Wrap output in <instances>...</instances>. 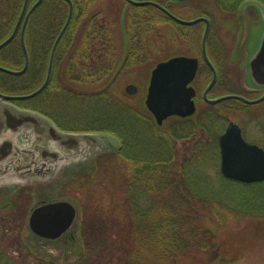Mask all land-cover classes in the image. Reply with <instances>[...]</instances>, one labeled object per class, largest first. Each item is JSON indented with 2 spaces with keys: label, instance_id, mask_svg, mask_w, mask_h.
Segmentation results:
<instances>
[{
  "label": "trees",
  "instance_id": "1",
  "mask_svg": "<svg viewBox=\"0 0 264 264\" xmlns=\"http://www.w3.org/2000/svg\"><path fill=\"white\" fill-rule=\"evenodd\" d=\"M24 1L0 0V42L12 32ZM35 1L28 0V6ZM121 1L130 8L123 5L117 9L110 6L102 9L100 0H72L73 16L56 48L49 83L37 96L17 101L26 103L49 95L48 107L54 116L36 111L48 117L60 130L104 131L120 141L113 154L120 156L124 165L123 199L118 211L113 219L107 216L93 221L92 227H85L81 219L77 220L73 233L77 239L75 245L80 247L75 253H62L57 260L36 252L33 243L39 238L28 230L23 220L14 221L13 224L19 223L17 226L5 228L1 226L0 218V264H178L185 259L202 260L207 252L215 250L213 234L203 224L204 213L208 214L215 202L223 200L224 196L223 190L210 187L209 180L198 172L211 149L210 144L199 138V133L204 135V129L200 125L196 128L189 118L178 117L170 118L174 121L170 127L165 128L166 121L158 126L145 106L144 109L136 107L123 95L115 94L114 89V74L124 61L118 60L115 30L121 31L120 56L127 54L123 63L126 65L137 56L131 49L132 44L137 40L138 45L143 36L134 33V27L151 36V30L165 21L177 23L153 6L139 7ZM215 1L224 9H236L248 1L257 2L264 8V0ZM139 10H146V16H139ZM67 11L68 4L64 0H43L32 13L24 36L29 53L28 68L18 76L1 74L5 79L2 92L25 94L42 84L51 47ZM131 29L133 34L129 35ZM23 63L18 33L0 50V65L20 69ZM83 121L85 131L68 128V125ZM180 144L184 147L178 150ZM210 159L216 158L210 156ZM221 178L224 182L230 181ZM21 191L24 188H14L1 198L0 214L1 209L7 215L16 213L14 199ZM252 199L246 204L252 206ZM240 201L235 203H242ZM122 223L130 225L132 237V245L124 250L113 238L114 234L107 232L118 229ZM93 227L99 231L95 233ZM10 232L16 237V250L2 244ZM117 245L120 248L111 253L117 257L116 262L106 260V252Z\"/></svg>",
  "mask_w": 264,
  "mask_h": 264
},
{
  "label": "rangeland",
  "instance_id": "2",
  "mask_svg": "<svg viewBox=\"0 0 264 264\" xmlns=\"http://www.w3.org/2000/svg\"><path fill=\"white\" fill-rule=\"evenodd\" d=\"M153 1L165 6L168 5L175 15L185 20L207 14L212 16V22L215 25L234 22L231 20V15L228 14L229 11L218 7L215 0H186L181 3L176 0ZM100 3L102 9L109 6L117 9L123 5L125 8H130L123 4L121 0H100ZM244 6L254 7L252 3L244 4ZM145 12L147 11L139 10L137 13L139 16H146ZM251 13L252 11H249L250 15ZM124 18L125 15L122 18L123 26ZM134 28H136L134 33L138 32L139 35L140 33L143 35L140 37L141 41H138V45H136V40L134 41L136 43L132 44L133 47H131L132 51L137 53V56L132 62H130L132 60L130 59L126 65L121 63L114 74L113 81L115 94L123 95L128 102L144 109L151 70L159 61L189 53L185 46L188 42L179 37L180 33L189 29V27L165 21L162 25L151 30V36H148V32H143L137 27ZM226 28L225 26L219 27L223 33L226 32ZM214 29L216 30L218 27H214ZM120 32L119 28L115 30L119 52L118 60L122 61L124 54L120 56L123 47ZM130 34H133L132 29L129 32ZM1 74L5 73L0 72V76ZM128 84L136 86V93L132 95L126 93L125 88ZM49 97L45 94L37 100L26 103L18 102L17 105L21 108L40 110L54 116L48 107ZM64 113L72 115L65 110ZM173 123V119H168L165 122V128L172 126ZM203 124H206V122L203 121ZM68 128L78 131L86 129L84 121L68 125ZM100 133L113 139L114 146L112 148L106 147L99 152H95L92 155L94 157L82 156L65 166L55 165L54 169L47 174L34 172L23 178L8 175L2 179L0 185L1 198L8 195L14 188H24V191L19 193L16 200L14 199L17 208L15 214L7 215V212L1 209V226L4 225L5 228L13 227V225L17 226L19 224L17 220L19 219V221L23 220L29 230L28 217L31 210L44 201L59 200L69 201L76 207L77 217L75 222L81 219L80 222L85 224V227H92L93 221L102 220L107 216L113 219L123 199L124 165L120 156L113 155L116 154V147H119L120 141L112 134L104 131H100ZM200 137L205 140V137L199 133ZM180 147L184 146L180 144L177 149L180 150ZM216 151H218L217 147L209 150L206 155L207 159L200 164L198 171L209 180L210 187L223 190V200L221 198V201L215 202L208 214L204 213L203 224L213 234L215 250L212 253H210L211 251L207 252L202 260L200 258H196V261L185 259L178 264H264V184L244 187L234 181H222L220 159L216 156ZM110 153L111 155H109ZM210 156L216 159L212 161ZM1 198L0 203H2ZM232 198H235V201ZM250 198H253L252 206L246 204ZM239 200L242 203H235ZM14 221L17 222L13 224ZM129 226V224L122 223L118 229L107 231L114 234L113 238L123 250L132 245ZM74 230L73 225V228L67 231L65 237L60 240L43 243L38 239L36 243H33L36 246V252L42 257L49 256L56 260L60 258L62 253H71L72 251V253H75L80 246L75 245L77 239L74 238ZM92 231L97 233L99 229L93 227ZM68 242L69 246L67 245ZM2 244L12 250L18 249L16 237L12 235V232L8 233L7 241ZM118 245L110 249V252H106V260L116 262L117 257L111 253L113 250H118ZM75 246L77 248L73 250ZM69 258H72V256H69Z\"/></svg>",
  "mask_w": 264,
  "mask_h": 264
},
{
  "label": "water",
  "instance_id": "3",
  "mask_svg": "<svg viewBox=\"0 0 264 264\" xmlns=\"http://www.w3.org/2000/svg\"><path fill=\"white\" fill-rule=\"evenodd\" d=\"M42 1L36 0L27 9L28 0H25L13 31L5 40L0 42L1 49L13 40L23 18L20 32L21 47L25 58L23 67L14 70L0 65L1 72L10 75H21L26 71L29 64V54L24 39L25 29L29 17ZM64 1L68 4L67 16L52 45L46 76L42 84L28 94L7 95L0 92V185L2 179L8 175L23 178L34 172L47 174L54 169L55 165L65 166L82 156L89 157L106 147L112 148L114 146L113 139L106 136V134L62 132L41 114L19 109L12 104L15 100L29 99L40 94L49 83L56 48L73 16L72 0ZM125 1L134 6H153L179 24L192 25L201 21L209 23L206 17H197L191 20L179 18L164 5L153 0ZM176 1L181 2L184 0ZM251 3L254 7L259 8L264 17V8L259 3L249 1L244 4ZM244 4L242 7H245ZM207 31L206 29L204 32L203 43ZM263 55L264 48L257 53V57L252 61L254 75L258 74L255 65ZM196 68L197 61L195 58L177 55L158 62L152 69L145 97V106L152 114L157 125H162L169 117L185 118L194 113V90L189 84L193 80ZM125 90L127 94L132 95L136 93L137 88L133 84H128ZM228 136V133H226L221 136L220 140L221 174L227 179L243 183L264 181V157H247L246 154L255 152V147L247 145L240 137L237 138L239 148H230L228 146ZM239 153H243L244 156L235 155ZM76 217L77 209L71 202L66 200L46 201L31 210L28 217V227L36 237L42 240L54 241L72 228Z\"/></svg>",
  "mask_w": 264,
  "mask_h": 264
},
{
  "label": "flooded vegetation",
  "instance_id": "4",
  "mask_svg": "<svg viewBox=\"0 0 264 264\" xmlns=\"http://www.w3.org/2000/svg\"><path fill=\"white\" fill-rule=\"evenodd\" d=\"M225 10L229 11L228 14L234 22L215 25L212 16L204 14L203 17L209 20L208 24L204 21L192 25L180 24L189 27L179 35L188 42L185 46L189 53L182 55L195 58L197 61L195 75L189 84L194 90L195 110L185 119L192 120L196 128L200 125L201 129H204L202 136L210 144L211 149L217 147L218 151L215 154L219 159L221 136L226 133L229 135L230 148H239L237 138L240 137L247 145L255 147V152L246 154L247 157L262 158L264 55L255 65L258 71L256 75L253 73L252 61L264 48V17L257 7L239 6L236 9ZM249 11H252L251 15ZM21 26L19 25L20 29ZM220 26L227 27L226 32H221ZM214 27L218 29L215 30ZM206 29L208 31L203 43ZM126 58L127 54L123 63ZM4 83L5 79L0 76V92ZM203 121L206 124H203ZM243 153L235 155L244 156ZM239 183L251 187L263 185L264 181Z\"/></svg>",
  "mask_w": 264,
  "mask_h": 264
}]
</instances>
